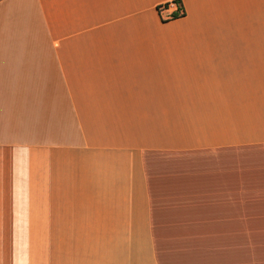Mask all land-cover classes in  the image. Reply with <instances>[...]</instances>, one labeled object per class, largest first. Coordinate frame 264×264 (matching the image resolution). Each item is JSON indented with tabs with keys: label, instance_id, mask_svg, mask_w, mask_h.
<instances>
[{
	"label": "crops",
	"instance_id": "crops-1",
	"mask_svg": "<svg viewBox=\"0 0 264 264\" xmlns=\"http://www.w3.org/2000/svg\"><path fill=\"white\" fill-rule=\"evenodd\" d=\"M169 1L0 0V264H235L262 231L264 0Z\"/></svg>",
	"mask_w": 264,
	"mask_h": 264
},
{
	"label": "rangeland",
	"instance_id": "rangeland-1",
	"mask_svg": "<svg viewBox=\"0 0 264 264\" xmlns=\"http://www.w3.org/2000/svg\"><path fill=\"white\" fill-rule=\"evenodd\" d=\"M170 4L178 5L175 0H172L167 3L160 4L158 8L160 9L163 5L169 6ZM165 9L166 8L164 7L161 10ZM256 230L262 231L236 235L238 236L239 242L236 244L235 249V264H264V227L256 228Z\"/></svg>",
	"mask_w": 264,
	"mask_h": 264
},
{
	"label": "built area",
	"instance_id": "built-area-1",
	"mask_svg": "<svg viewBox=\"0 0 264 264\" xmlns=\"http://www.w3.org/2000/svg\"><path fill=\"white\" fill-rule=\"evenodd\" d=\"M163 6H164L165 8H167V5H163ZM163 6L160 8V10L164 8ZM177 6H178V5H177ZM179 13H181V11H179Z\"/></svg>",
	"mask_w": 264,
	"mask_h": 264
},
{
	"label": "trees",
	"instance_id": "trees-1",
	"mask_svg": "<svg viewBox=\"0 0 264 264\" xmlns=\"http://www.w3.org/2000/svg\"><path fill=\"white\" fill-rule=\"evenodd\" d=\"M174 16H175V14H174Z\"/></svg>",
	"mask_w": 264,
	"mask_h": 264
}]
</instances>
